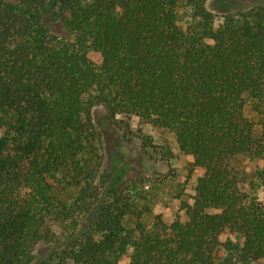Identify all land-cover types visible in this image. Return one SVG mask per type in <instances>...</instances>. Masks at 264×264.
<instances>
[{"label": "trees", "instance_id": "obj_1", "mask_svg": "<svg viewBox=\"0 0 264 264\" xmlns=\"http://www.w3.org/2000/svg\"><path fill=\"white\" fill-rule=\"evenodd\" d=\"M208 1L0 0V264L264 261V203L237 167L262 150L246 109L264 106V2L218 17ZM98 106L192 156L182 215L143 220Z\"/></svg>", "mask_w": 264, "mask_h": 264}, {"label": "rangeland", "instance_id": "obj_2", "mask_svg": "<svg viewBox=\"0 0 264 264\" xmlns=\"http://www.w3.org/2000/svg\"><path fill=\"white\" fill-rule=\"evenodd\" d=\"M261 2L264 0H209L208 6L219 17L223 9L233 10L244 4L250 7ZM90 56L99 61L97 53L91 52ZM246 114L254 123L262 150L259 157L238 159L237 167L242 172L244 188L264 203V106L256 110L249 104ZM94 118L103 132L105 166L120 179V185L137 186L135 206L142 212L143 220L151 224L158 215L166 221L182 215L181 205L183 201H192L202 170L194 166L192 156L180 149L174 133L137 117L111 121L102 106L94 109ZM133 218L135 214L128 220L132 222ZM227 237L223 235L222 240ZM118 264H128L127 255Z\"/></svg>", "mask_w": 264, "mask_h": 264}]
</instances>
